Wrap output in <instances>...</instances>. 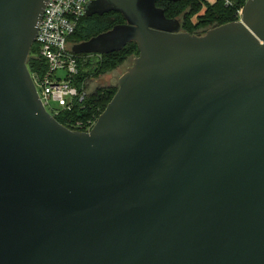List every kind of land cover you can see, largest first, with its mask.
Listing matches in <instances>:
<instances>
[{
  "label": "water",
  "instance_id": "1",
  "mask_svg": "<svg viewBox=\"0 0 264 264\" xmlns=\"http://www.w3.org/2000/svg\"><path fill=\"white\" fill-rule=\"evenodd\" d=\"M48 0H0V264H264V0L196 35L160 0L72 45L139 55L90 131L28 67ZM172 1V0H168Z\"/></svg>",
  "mask_w": 264,
  "mask_h": 264
},
{
  "label": "trees",
  "instance_id": "2",
  "mask_svg": "<svg viewBox=\"0 0 264 264\" xmlns=\"http://www.w3.org/2000/svg\"><path fill=\"white\" fill-rule=\"evenodd\" d=\"M231 6L225 5V0H215L210 3L207 0H160L157 5L165 10L168 18H176L181 22L182 30L191 34L202 35L209 29L219 25L239 20L238 10L244 6V0H233ZM125 19L120 12H110L103 15L95 14L85 16L70 37V43L76 44L110 30ZM38 49L35 43L32 46L28 58V67L31 71L44 69L46 64L37 56ZM139 55L138 44L135 41L128 43L123 49L102 54L98 66L92 73L80 70L78 80L86 81L88 97L86 109H75L72 112L63 113L56 119L69 128L68 119H85L89 115H101L116 94L119 85H94L93 81L104 75L116 71L126 62ZM36 67H40L36 69Z\"/></svg>",
  "mask_w": 264,
  "mask_h": 264
},
{
  "label": "built area",
  "instance_id": "3",
  "mask_svg": "<svg viewBox=\"0 0 264 264\" xmlns=\"http://www.w3.org/2000/svg\"><path fill=\"white\" fill-rule=\"evenodd\" d=\"M92 0H48L39 23L37 56L46 64L30 73L46 109L56 118L75 109H86L88 92L80 75V54L72 50L70 37L86 16V4ZM245 3L247 0H244ZM233 0H225L226 6ZM241 7L238 18H241ZM100 115L68 119L72 130L90 131Z\"/></svg>",
  "mask_w": 264,
  "mask_h": 264
},
{
  "label": "rangeland",
  "instance_id": "4",
  "mask_svg": "<svg viewBox=\"0 0 264 264\" xmlns=\"http://www.w3.org/2000/svg\"><path fill=\"white\" fill-rule=\"evenodd\" d=\"M210 3L214 2L215 0H207ZM35 47L38 48L37 43L35 42ZM101 55L99 54H80L79 62H80V68L81 70H85L88 73H92L96 67L98 66V63L100 62ZM134 61V58L128 60L126 64H124L122 67L118 68L116 71L109 73L107 75L102 76L101 78L97 79L96 81H93V84L95 85H117L118 80L120 76L132 65ZM40 67H36L38 69ZM42 70V69H39Z\"/></svg>",
  "mask_w": 264,
  "mask_h": 264
}]
</instances>
